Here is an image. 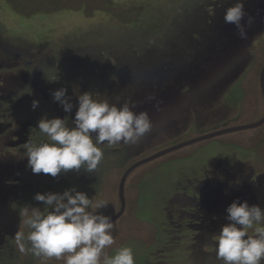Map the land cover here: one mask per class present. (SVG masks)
Here are the masks:
<instances>
[{
  "label": "rangeland",
  "instance_id": "1",
  "mask_svg": "<svg viewBox=\"0 0 264 264\" xmlns=\"http://www.w3.org/2000/svg\"><path fill=\"white\" fill-rule=\"evenodd\" d=\"M236 2L113 0L134 8L136 18L123 23L101 11L26 17L0 0V162H20L26 156L12 144L22 138L16 135L21 124L29 126L28 116L20 114L12 124L5 120L20 104L12 106V98L27 84L24 69L9 70L19 64L33 65L30 86L36 97L47 99L67 88L73 109L66 113L53 100L58 117L75 116L78 95L85 91L110 103L134 102L137 112L158 113L164 123L129 145L134 157L225 127L239 114L241 78L251 51L264 38V0H243L246 39H240L234 24L224 22L227 8ZM257 117L240 121L251 123ZM102 146L115 150L128 145ZM252 156L211 139L187 157L157 160L142 176L136 210L156 225L157 241L150 248L140 241L124 243L132 247L135 264H223L216 256L215 236L228 223L227 207L237 199L264 207V172H254ZM68 174L56 179L66 185Z\"/></svg>",
  "mask_w": 264,
  "mask_h": 264
},
{
  "label": "clouds",
  "instance_id": "2",
  "mask_svg": "<svg viewBox=\"0 0 264 264\" xmlns=\"http://www.w3.org/2000/svg\"><path fill=\"white\" fill-rule=\"evenodd\" d=\"M245 15L243 0H237L224 15V22L236 26L240 39L247 38L246 27L241 23ZM251 22L249 17L248 23ZM52 98L66 113H71L73 104L67 88L55 90ZM38 105L39 101L34 100L33 109ZM136 108L131 101L117 104L101 100L89 91L79 94L72 120L74 126L58 116L45 115L38 121L37 128L44 139H29L24 144L28 166L34 174L52 177L70 170L95 173L104 160L101 145L136 144L151 131L148 112H137ZM120 147L131 151L128 146ZM34 199L42 202L43 208H24L22 222L28 232L18 230L13 237L19 253L55 258L63 260V264H135L130 245L119 246L111 255L105 252L115 243L112 217L100 211L108 206L106 199H94L75 187L62 193L38 192ZM226 211L228 223L215 236L217 259L223 264H261L264 261V207L237 199Z\"/></svg>",
  "mask_w": 264,
  "mask_h": 264
},
{
  "label": "trees",
  "instance_id": "3",
  "mask_svg": "<svg viewBox=\"0 0 264 264\" xmlns=\"http://www.w3.org/2000/svg\"><path fill=\"white\" fill-rule=\"evenodd\" d=\"M15 11L21 13L26 17H30L37 12H57L60 10H82L86 16H91L95 11H101L110 14L115 19L127 23L133 21L135 17L134 8H127L113 4V0H6ZM264 67V38L258 40L255 48L251 51V63L248 69L244 72L241 82V99L238 102L239 114L235 119H232L225 127L248 124L241 122L247 116L258 115L257 120L264 116V98L260 88V72ZM24 69L27 73V84L25 88L12 98V106L20 101L16 108H11V116H6L5 120L12 122L17 119L20 114H26L28 118L34 123L32 129L36 134H39L38 140L44 139L42 134L37 128L38 121L42 116L48 118L57 117L54 110V103L52 96L45 98L36 97L30 86L33 78V65L32 64H19L12 66L9 70ZM39 101L38 107L33 109V101ZM9 104L6 103L5 106ZM241 120V121H240ZM255 120V121H257ZM254 122V121H253ZM250 123V122H249ZM223 127V128H225ZM211 139H218L221 143L233 144L241 150L251 151L253 156L250 158L252 168L255 173L264 172V123L254 128L245 130H238L212 137L207 140H202L193 145H188L191 148L186 150L185 147L169 152L160 156L150 162L144 163L134 168L126 177L124 183V197L125 209L120 217L113 221L115 225L114 238L115 243L105 249L109 255L119 246L124 245L127 241H140L150 248L156 241L158 230L155 224L140 218L137 214V202L140 195L139 184L142 176L149 172L151 166L157 164V160L177 159L189 156L192 149L209 141ZM104 149V160L100 164L98 170L95 172L91 179L80 172L68 171L69 184L63 187L60 191L62 193L66 189L75 187L79 191L86 192L89 197L94 199H106L109 203L104 209H101L106 215H114L120 209V201L118 196V186L122 174L125 170L139 157L148 156L155 151L149 152L144 156L134 157L130 154L127 147H118L115 150ZM187 147V146H186ZM21 152H25L24 145L19 146ZM156 161V162H154ZM81 173V174H79ZM97 176V177H96ZM91 179V181H89ZM89 181V186L86 189L85 183ZM87 185V184H86ZM25 207H40L43 208V203L39 201L31 202L30 204L23 205L21 209V218ZM24 230L27 234L28 229L23 225L21 220L20 229ZM14 251L5 249L0 256V261L4 264H63V260H56L55 258L35 257L31 253L21 254L15 246L13 241Z\"/></svg>",
  "mask_w": 264,
  "mask_h": 264
},
{
  "label": "flooded vegetation",
  "instance_id": "4",
  "mask_svg": "<svg viewBox=\"0 0 264 264\" xmlns=\"http://www.w3.org/2000/svg\"><path fill=\"white\" fill-rule=\"evenodd\" d=\"M238 44L239 42L236 43V46H238ZM197 75L200 76L201 73L199 72ZM146 111L150 116L152 129H155L157 125L164 123L163 121L159 123L160 115L158 113H155L154 117L153 113L151 114V112L147 109ZM73 118L74 115L67 117L66 119L68 122L72 123ZM28 121L29 126L27 123L21 124L22 132L16 131V135L21 134L22 138L12 144V146H14L19 153L25 155L26 153L21 152L19 146L24 145L29 139L38 140L39 137L32 129L34 123L29 118ZM13 122L14 121H12L11 124ZM70 126L74 125L71 124ZM128 148L132 149L129 145ZM82 170L83 169H81V171ZM65 174L66 173H62L63 176ZM82 174L89 177V173L83 171ZM68 184L69 180L66 185ZM66 185L62 182H58L56 177H52L49 174H34L28 166L27 156H25L20 162H0V256L3 254L5 249H9L11 252L14 251L13 237L20 229L22 220L21 209L23 205L30 204L32 201L35 202L36 200L34 199V196L38 192H60ZM88 186L89 181L85 183L84 187L87 189ZM0 264L4 263L0 261Z\"/></svg>",
  "mask_w": 264,
  "mask_h": 264
},
{
  "label": "water",
  "instance_id": "5",
  "mask_svg": "<svg viewBox=\"0 0 264 264\" xmlns=\"http://www.w3.org/2000/svg\"><path fill=\"white\" fill-rule=\"evenodd\" d=\"M259 80H260V88H261V91H262V95H263V98H264V67L262 68L261 72H260V77H259ZM264 123V116L262 118H260L259 120L257 121H254V122H251V123H248V124H241V125H235V126H230V127H225V128H221V129H218V130H214V131H211V132H207V133H204V134H201L199 136H196V137H193V138H190L184 142H181V143H178V144H174V145H171V146H168V147H165L163 149H160L136 162H134L133 164H131L126 170L125 172L122 174L121 178H120V181H119V186H118V196H119V201H120V209L119 211L112 215V220H116L118 217L121 216V214L123 213L124 209H125V197H124V183H125V180H126V177L127 175L136 167L144 164V163H147V162H150L160 156H163L169 152H172V151H175L177 149H180V148H183L185 146H188V145H191V144H194V143H197L199 141H202V140H207V139H210L212 137H216V136H219V135H222V134H226V133H230V132H235V131H238V130H245V129H249V128H254L256 126H260Z\"/></svg>",
  "mask_w": 264,
  "mask_h": 264
},
{
  "label": "bare ground",
  "instance_id": "6",
  "mask_svg": "<svg viewBox=\"0 0 264 264\" xmlns=\"http://www.w3.org/2000/svg\"><path fill=\"white\" fill-rule=\"evenodd\" d=\"M92 177V176H91Z\"/></svg>",
  "mask_w": 264,
  "mask_h": 264
}]
</instances>
